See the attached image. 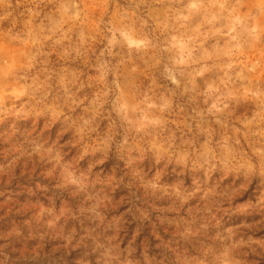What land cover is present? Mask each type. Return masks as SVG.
Returning <instances> with one entry per match:
<instances>
[{
	"label": "rangeland",
	"instance_id": "374dc122",
	"mask_svg": "<svg viewBox=\"0 0 264 264\" xmlns=\"http://www.w3.org/2000/svg\"><path fill=\"white\" fill-rule=\"evenodd\" d=\"M0 209L6 264H264V0H0Z\"/></svg>",
	"mask_w": 264,
	"mask_h": 264
},
{
	"label": "trees",
	"instance_id": "16d2710c",
	"mask_svg": "<svg viewBox=\"0 0 264 264\" xmlns=\"http://www.w3.org/2000/svg\"><path fill=\"white\" fill-rule=\"evenodd\" d=\"M95 169L101 170V176L111 173H115L117 176H123V172L126 171L125 164L117 156L115 148L110 152L109 158H107L101 165H97ZM121 187H124V185ZM5 211L6 209H0V264H6V244H8L7 255L11 258H15L19 263H25V259L29 256H32L31 247L39 246L36 243L38 240L36 238H28L27 234H23L24 237L22 236L17 239H14L13 237L11 239H6V236L2 233L6 231V219L12 218L14 216L13 212H15V210H10L8 213ZM56 251V253L50 254L46 252V248H43V250L38 252V255L41 257V259H43L44 253L48 255H58L62 252V249L60 250L56 248ZM74 253V250L70 251V254L66 255L63 260L71 263L74 258Z\"/></svg>",
	"mask_w": 264,
	"mask_h": 264
}]
</instances>
